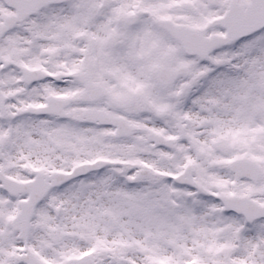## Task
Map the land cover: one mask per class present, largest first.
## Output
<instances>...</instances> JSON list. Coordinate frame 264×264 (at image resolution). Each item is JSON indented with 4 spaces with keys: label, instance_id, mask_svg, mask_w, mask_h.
<instances>
[{
    "label": "snow or ice",
    "instance_id": "obj_1",
    "mask_svg": "<svg viewBox=\"0 0 264 264\" xmlns=\"http://www.w3.org/2000/svg\"><path fill=\"white\" fill-rule=\"evenodd\" d=\"M0 264H264V0H0Z\"/></svg>",
    "mask_w": 264,
    "mask_h": 264
}]
</instances>
